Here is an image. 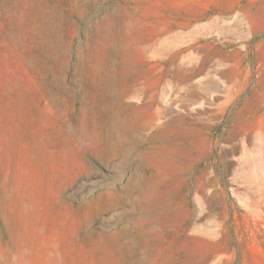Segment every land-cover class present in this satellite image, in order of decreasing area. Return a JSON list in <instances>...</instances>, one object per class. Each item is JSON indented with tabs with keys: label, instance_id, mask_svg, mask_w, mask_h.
<instances>
[{
	"label": "rangeland",
	"instance_id": "obj_1",
	"mask_svg": "<svg viewBox=\"0 0 264 264\" xmlns=\"http://www.w3.org/2000/svg\"><path fill=\"white\" fill-rule=\"evenodd\" d=\"M0 264H264V0H0Z\"/></svg>",
	"mask_w": 264,
	"mask_h": 264
}]
</instances>
